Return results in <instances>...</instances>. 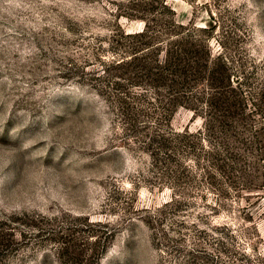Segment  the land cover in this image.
<instances>
[{
	"label": "rangeland",
	"instance_id": "rangeland-1",
	"mask_svg": "<svg viewBox=\"0 0 264 264\" xmlns=\"http://www.w3.org/2000/svg\"><path fill=\"white\" fill-rule=\"evenodd\" d=\"M188 33L249 99L234 141L112 62ZM0 264H264V0H0Z\"/></svg>",
	"mask_w": 264,
	"mask_h": 264
},
{
	"label": "trees",
	"instance_id": "trees-1",
	"mask_svg": "<svg viewBox=\"0 0 264 264\" xmlns=\"http://www.w3.org/2000/svg\"><path fill=\"white\" fill-rule=\"evenodd\" d=\"M178 26L181 25L178 24ZM148 33V29H146L139 33V36L148 37ZM186 38H190L189 49H191L194 54L195 51H198L194 48L195 40L192 39L189 33L188 36L186 35ZM186 38H179L165 44L163 42L164 49L159 46L160 44H156V46H158L156 49L159 51L158 58L152 63L146 61L140 62V58L136 55L128 59H122L120 61L114 60L112 62H117L115 63L116 68L123 69L128 73L132 72L133 76H136L134 74L139 72L135 69L138 67L140 71L142 70L153 75L152 78L157 83L155 90L158 91L160 88L169 90L170 97L163 96L161 93H156L157 95L154 98L155 107L165 113H171L173 108L177 105L175 101L178 100V95H175L174 92H176V90L182 91L183 88L188 89L193 94L191 95L193 98L188 99V106L190 108L193 106V110L200 111L205 115V133H210L216 125H219V130L224 133V135L230 136L227 140L234 141V137L236 138V136L233 135V132L236 127L242 125L241 123L247 115L245 111V106L247 105L246 101L249 100L241 92V81H239L238 78L234 80V76L230 72L227 63L223 60H219V58H213L211 54H209V50H206V54L208 53V55L207 59L204 61H199L195 57V54L193 55L194 58H184L182 52L185 54L186 51H183L184 49L181 47ZM149 40H152V35H149ZM149 42L150 41H147L146 44H149ZM174 46L179 49L175 50V48H173ZM180 49L182 51H179ZM161 53L163 59H159V54ZM201 70H203L206 75L204 84L200 81L203 76L201 75ZM199 81L200 84L204 86L203 92L198 85ZM126 98H128V95L118 96L117 99L121 105L127 106L128 102ZM254 102L255 101L250 99L253 111L258 110V112H260L259 106ZM258 103L260 104V99ZM199 104L200 106H198ZM171 134L174 136L179 135L174 134L172 131ZM228 150L231 154V162H233L236 160V153L230 149V146ZM211 154V151H209V155ZM217 167L223 168L225 165L221 163L220 165L217 164ZM241 170L243 179H246L247 175L244 167L241 168ZM243 185L242 183V186Z\"/></svg>",
	"mask_w": 264,
	"mask_h": 264
}]
</instances>
